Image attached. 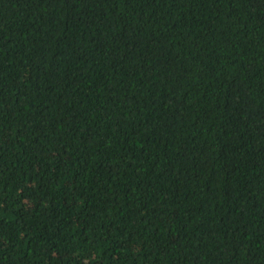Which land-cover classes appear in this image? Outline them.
I'll list each match as a JSON object with an SVG mask.
<instances>
[{
    "label": "trees",
    "instance_id": "16d2710c",
    "mask_svg": "<svg viewBox=\"0 0 264 264\" xmlns=\"http://www.w3.org/2000/svg\"><path fill=\"white\" fill-rule=\"evenodd\" d=\"M0 264H264V0H0Z\"/></svg>",
    "mask_w": 264,
    "mask_h": 264
}]
</instances>
